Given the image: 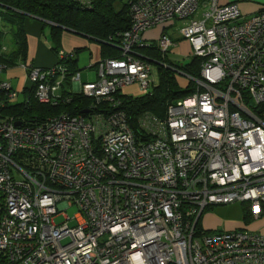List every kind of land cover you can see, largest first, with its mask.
Wrapping results in <instances>:
<instances>
[{"label": "built area", "instance_id": "obj_1", "mask_svg": "<svg viewBox=\"0 0 264 264\" xmlns=\"http://www.w3.org/2000/svg\"><path fill=\"white\" fill-rule=\"evenodd\" d=\"M219 1L130 0L121 55L100 60L93 81L69 75L74 51L62 50L53 67L21 65L25 96L0 78V264H264V234L196 229L216 205L264 215V8L245 15ZM173 19L199 76L164 119L139 115L136 136L120 93L157 83L136 48ZM174 44L164 33L157 41L165 55ZM75 94L90 100L86 113L30 123L3 113L30 96L57 107Z\"/></svg>", "mask_w": 264, "mask_h": 264}, {"label": "trees", "instance_id": "obj_2", "mask_svg": "<svg viewBox=\"0 0 264 264\" xmlns=\"http://www.w3.org/2000/svg\"><path fill=\"white\" fill-rule=\"evenodd\" d=\"M129 1L92 0L89 7L82 5L77 0H0V25L10 33L14 45L13 49L7 53L1 50L0 43V63L13 66L17 61L24 60L27 42L23 22L30 16L50 23V33L54 44H56L63 28H66L100 41L102 58L120 57L121 52L118 47L120 40L117 33L124 32L130 26ZM1 34L0 30V38ZM53 50L57 54V46H54ZM136 51L139 56L148 59L155 66L157 83L148 94H140L138 97L122 94L120 96L122 108L128 116L129 126L136 136L143 137L137 123L139 115L148 112L159 119H164L167 106L170 103L193 92L194 85L188 76H199L201 60L191 57V60L184 65L174 63L168 59V54L160 53L156 42L147 46H138ZM72 57L65 61L69 75L78 72L74 58L75 51ZM175 72L188 77L189 85L186 89H181L178 86ZM90 103L89 99L75 94L71 103L52 107L40 104L30 96L27 103L5 105L3 113L30 123L45 120L47 117L58 115L61 112L81 114ZM243 205L244 219L248 221L251 212L247 203H243ZM196 229L200 233L203 231L200 219L197 221Z\"/></svg>", "mask_w": 264, "mask_h": 264}, {"label": "crops", "instance_id": "obj_3", "mask_svg": "<svg viewBox=\"0 0 264 264\" xmlns=\"http://www.w3.org/2000/svg\"><path fill=\"white\" fill-rule=\"evenodd\" d=\"M219 2L220 3L237 2L241 12L245 15L254 14L257 11H259L262 7H264V5L262 4H257L256 2L249 0H220ZM23 30L25 32L26 42H27L25 58L24 60L17 61L15 65L9 66L7 70L8 73L6 75V78L5 77L1 78L8 80L15 90L21 92L22 96H25V94H23L22 92H24L25 85L27 86V81L25 79V72L21 68V65L30 64L43 68H49L55 66L58 59H57V54L53 50L54 46H57L58 50H62V51H68V52L75 51L74 58L76 61V67L80 79L82 77V74L88 77H95L96 79L97 64L100 60L103 59L100 41L94 39L91 36L79 34L70 29L63 28L56 44H54L50 33L51 32L50 23L48 21L41 20L34 16L27 17L24 20ZM162 34L163 33H161L160 35ZM171 38L174 40L175 44L170 49V52L168 54V59L174 63H177L183 57H179L177 54H180L181 52H175L174 48H177V46L180 44H182L183 47L186 48V46H189L190 44L188 43L187 40L180 37L179 34L176 37H171ZM141 39L142 42L146 41L143 39V34L141 35ZM1 50H5V48L4 49L1 48ZM175 55L178 57H175ZM80 63H82V65H84L85 68L87 66V68L86 69L79 68L81 65ZM152 67L154 70V75H156L157 71L153 64ZM81 70L84 71L86 70L88 72L92 70L94 74L92 75L87 74L86 71L82 72ZM95 79L92 80L88 79L87 81H93ZM137 89H138V85H137ZM120 94L127 95L126 93H123V91H121ZM225 208L227 209V216L225 217L219 216L220 211L215 210L214 206L207 208L209 210L203 212V214L200 217L201 230H203L204 232H214V231H232L234 229L237 230L244 228L249 231H254L257 233L264 234V215L255 218L251 214L249 216L248 221H246L244 219L243 203H240V206L237 207H235V204H231V205L227 204Z\"/></svg>", "mask_w": 264, "mask_h": 264}, {"label": "rangeland", "instance_id": "obj_4", "mask_svg": "<svg viewBox=\"0 0 264 264\" xmlns=\"http://www.w3.org/2000/svg\"><path fill=\"white\" fill-rule=\"evenodd\" d=\"M123 1L125 2L127 0H123ZM249 1H253V2H256L257 4L264 5V0H249ZM262 8H264V7H262ZM247 15H250V14H247ZM179 24H181V21H177L175 19L169 20V21L161 23V24H158L154 27L147 29L143 33V39L150 42V43H154V42H157L161 33H164L166 36H168L170 38L176 37L178 35ZM0 30L3 34V35L1 34V38H0L1 48H3V49L5 48V50L3 52L8 53L14 47L12 37H11L10 33L1 25H0ZM174 51L175 52H181L180 54H177V55L179 57H183V58H181V60H179L177 62L178 64L184 65L191 60V57H192L191 55L193 52H192V48L190 45L186 46V48H185V47H183L182 44H180L177 46V48H174ZM178 56L175 55V57H178ZM78 63H79V60H78ZM80 64L81 65L79 68H85V66L82 65V63H80ZM78 66H79V64H78ZM17 67H19V66H17ZM86 68H87V66H86ZM7 70H4L2 73H0V78H4V77L6 78V75L8 73ZM81 71L85 72L86 70L85 71L81 70ZM86 72H87V74H91V75L94 74V72L92 70H90L89 72L88 71H86ZM81 79H82V81H87L88 79L89 80L95 79V77H88V76H85L84 74H82ZM175 79L177 81L178 86L181 89H186L187 86L189 85L188 77H186L185 75H182L181 73L175 72ZM122 91H123V93H126L127 96H133V97H138L141 94V92L137 89L136 84H132L131 86H127V87L123 88ZM20 98H21V95L19 96V99ZM231 204H235V207L240 206V202H233V203H230L228 205H231ZM225 206H227V205L214 206L215 210L220 211L219 216H221V217L227 216V209L225 208ZM208 210L209 209H206L205 211H208ZM63 212L68 214L69 216H72L76 212V208L74 206H72V207L65 209ZM62 219H63L62 217H59L56 219V221H60Z\"/></svg>", "mask_w": 264, "mask_h": 264}, {"label": "water", "instance_id": "obj_5", "mask_svg": "<svg viewBox=\"0 0 264 264\" xmlns=\"http://www.w3.org/2000/svg\"><path fill=\"white\" fill-rule=\"evenodd\" d=\"M86 112H87V110L82 111V113H86ZM19 123H20V122H16L15 124H16V125H19Z\"/></svg>", "mask_w": 264, "mask_h": 264}]
</instances>
